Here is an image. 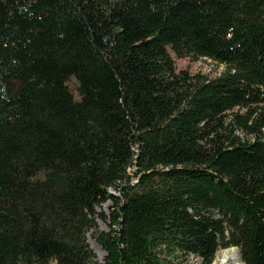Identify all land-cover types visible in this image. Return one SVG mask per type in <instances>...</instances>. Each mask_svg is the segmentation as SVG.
<instances>
[{"label": "trees", "instance_id": "trees-1", "mask_svg": "<svg viewBox=\"0 0 264 264\" xmlns=\"http://www.w3.org/2000/svg\"><path fill=\"white\" fill-rule=\"evenodd\" d=\"M230 247L264 264V0H0V264Z\"/></svg>", "mask_w": 264, "mask_h": 264}, {"label": "rangeland", "instance_id": "rangeland-1", "mask_svg": "<svg viewBox=\"0 0 264 264\" xmlns=\"http://www.w3.org/2000/svg\"><path fill=\"white\" fill-rule=\"evenodd\" d=\"M175 59H176V66L178 70L186 69L191 74L201 73V74L208 75L209 77H215V76H218L225 69L224 64L219 63L209 57L192 58L190 56H183V57L175 56ZM111 204H112L111 201L104 203L102 206L98 207V210L105 211L106 213H108L110 209L109 206H111ZM99 224L103 229L109 228L107 223L101 220L99 221ZM88 236L90 239V243L92 245V241L94 240L92 239V237H90L89 234ZM92 248L94 249L93 246ZM99 248H100L101 253H98V251H96L95 249L94 250L97 253L98 261L103 262L106 253L101 248V246ZM229 249H234L235 251L239 250L237 247H230ZM229 249L226 248L225 250H229ZM222 251H224V249H220L216 253L212 264H225V263L220 262V259H221L220 254L222 253ZM235 251L232 252L231 254L232 258L226 264H240V261L236 259ZM238 255H239L240 260H242L240 250L238 252ZM180 260L181 262H177L178 264H198V262L196 261V258H194L193 256L187 257L185 259L181 258Z\"/></svg>", "mask_w": 264, "mask_h": 264}, {"label": "bare ground", "instance_id": "bare-ground-1", "mask_svg": "<svg viewBox=\"0 0 264 264\" xmlns=\"http://www.w3.org/2000/svg\"><path fill=\"white\" fill-rule=\"evenodd\" d=\"M89 235L91 237V233ZM92 246L94 247V249L96 251H98V253H101L100 248H99L98 244L95 241H92ZM233 251H235V250L234 249H229V250L222 251V253L220 254V257H221L220 262L225 263V264L228 263V261L232 258L231 254H232ZM238 252H239V250L235 251L236 259H238L240 261V264H245L243 261L240 260Z\"/></svg>", "mask_w": 264, "mask_h": 264}, {"label": "water", "instance_id": "water-1", "mask_svg": "<svg viewBox=\"0 0 264 264\" xmlns=\"http://www.w3.org/2000/svg\"><path fill=\"white\" fill-rule=\"evenodd\" d=\"M99 245V244H98ZM92 246V245H91Z\"/></svg>", "mask_w": 264, "mask_h": 264}]
</instances>
